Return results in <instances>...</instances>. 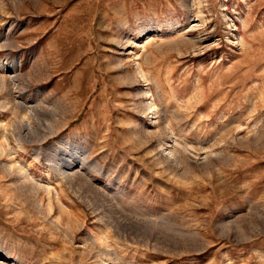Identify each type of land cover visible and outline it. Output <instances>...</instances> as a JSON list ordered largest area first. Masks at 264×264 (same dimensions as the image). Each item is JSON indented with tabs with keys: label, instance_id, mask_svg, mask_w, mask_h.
Segmentation results:
<instances>
[{
	"label": "rangeland",
	"instance_id": "1",
	"mask_svg": "<svg viewBox=\"0 0 264 264\" xmlns=\"http://www.w3.org/2000/svg\"><path fill=\"white\" fill-rule=\"evenodd\" d=\"M0 264H264V0H0Z\"/></svg>",
	"mask_w": 264,
	"mask_h": 264
}]
</instances>
